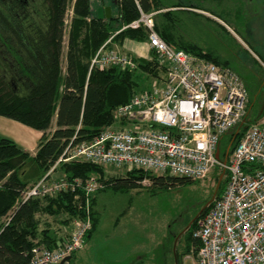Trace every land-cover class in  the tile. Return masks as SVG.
<instances>
[{"label":"trees","instance_id":"16d2710c","mask_svg":"<svg viewBox=\"0 0 264 264\" xmlns=\"http://www.w3.org/2000/svg\"><path fill=\"white\" fill-rule=\"evenodd\" d=\"M110 1L115 13L113 7L108 6L110 15L99 18L92 11L91 0H0V116L42 132L33 154L0 135V221L5 218L0 222V264H31L34 247L51 249L61 237L69 236L67 231L63 233V229L55 230L49 225L40 229L41 215L63 216L61 224L70 228L89 210L92 226L86 240L99 220L95 210L97 192L106 188L124 191L136 188L144 179L150 180L152 191L193 182L137 168L121 169L122 173L117 176L107 174L104 165L77 157L66 159L68 155L64 151L68 146L94 140L105 127L114 123L115 108L140 91V77L134 71L119 65L90 68L91 58L109 38L118 45L126 40L147 41L144 27L120 30L123 25L137 19L140 12H155L154 28L166 43L216 65L232 68L240 76L231 67L230 60L213 48L203 49L200 41L191 35L192 26L198 28L211 22L209 17L193 10L208 12L228 25V19L234 15L233 7H228L230 0ZM231 2L237 8L238 0ZM70 5L64 52L65 19ZM214 23L228 34L225 26ZM105 47L112 48L109 42ZM133 59L141 72L159 76L153 50H149L147 59L134 56ZM251 106L252 101L248 100L243 123L227 133L221 142L228 153L233 151L244 131L263 114L264 98L253 120L248 117ZM261 106L263 110L258 116ZM53 117L55 128L47 132ZM55 171L61 174L55 178L57 180L79 178L85 182L95 177L103 186L88 198L77 187L74 192L23 199L27 188L42 178L50 181ZM225 183L226 177L215 198L220 196ZM210 204L199 210L186 230L182 257L196 254L199 243L192 233Z\"/></svg>","mask_w":264,"mask_h":264},{"label":"built area","instance_id":"2783aa9c","mask_svg":"<svg viewBox=\"0 0 264 264\" xmlns=\"http://www.w3.org/2000/svg\"><path fill=\"white\" fill-rule=\"evenodd\" d=\"M154 14L140 12L121 30L145 28L159 76L149 88L118 105L113 125L94 140L68 146L66 159L77 157L192 181L215 170L221 172L226 177L223 191L212 200L192 233L199 243L195 264H264V112L228 153L221 143L224 136L247 116L248 92L243 79L232 68L166 43L154 28ZM109 40L95 52L90 68L119 65L134 71L137 63L133 56L107 49ZM102 186L95 177L85 182L79 178H42L26 189L23 199L74 192L77 187L88 198ZM91 224L87 210L83 219L74 221L69 236L61 237L54 248L34 247L31 264H57L71 256L83 245Z\"/></svg>","mask_w":264,"mask_h":264},{"label":"rangeland","instance_id":"374dc122","mask_svg":"<svg viewBox=\"0 0 264 264\" xmlns=\"http://www.w3.org/2000/svg\"><path fill=\"white\" fill-rule=\"evenodd\" d=\"M112 5L110 0H91L94 13L98 8H112ZM228 7H233L234 11V15L228 19L229 26L208 12L189 9L211 19V22L203 23L198 28L192 26L191 35L200 41L203 49L213 48L231 61V67L240 74L247 87L248 100L252 101L248 117L253 120L264 98V0H238L237 8L230 0ZM70 19L71 5L65 19L64 52ZM214 22L225 26L228 34L215 26ZM110 40L113 49L136 58H148L149 51L141 55L149 49L146 42L126 40L118 45ZM134 72L140 77L138 90L149 88L153 79L158 77L143 73L138 67ZM54 128L55 117L47 132ZM0 135L24 143L27 149L40 137L37 130L4 116H0ZM105 172L118 176L122 170L106 166ZM59 175L60 171L53 172L50 181L57 180L55 178ZM223 179L224 174L215 170L201 180L168 189L152 191L150 180H146L140 186L125 191L106 188L97 192L95 210L99 220L96 229L74 252L73 258L58 264H193L195 254L181 255L186 230L199 210L215 198ZM39 218L40 229L49 225L55 230L63 229V233H71L72 226L67 228L61 224L63 216L41 215ZM1 220L3 222L5 218Z\"/></svg>","mask_w":264,"mask_h":264},{"label":"water","instance_id":"95a60500","mask_svg":"<svg viewBox=\"0 0 264 264\" xmlns=\"http://www.w3.org/2000/svg\"><path fill=\"white\" fill-rule=\"evenodd\" d=\"M96 13H97V16L99 18L103 17V16H109L110 15V8L109 7H105V8H98L96 10ZM262 110H263V106H261L260 110H259V113H258V116L262 113ZM217 155V154H216ZM70 256L66 257L65 259L62 260L61 263H64L65 261H67L69 259Z\"/></svg>","mask_w":264,"mask_h":264},{"label":"crops","instance_id":"0c3cea01","mask_svg":"<svg viewBox=\"0 0 264 264\" xmlns=\"http://www.w3.org/2000/svg\"><path fill=\"white\" fill-rule=\"evenodd\" d=\"M126 42V41H125ZM128 42H129V40H128ZM127 42V43H128ZM146 49H148V47L146 48ZM148 51H149V49L147 50V51H145V53L143 54H141L142 56H144V55H146V53H148ZM37 134L38 135H40L41 134V131H37ZM4 136V135H3ZM41 136V135H40ZM5 137H8V138H10V139H12L11 137H9V136H5ZM39 139H40V137H39ZM39 139H37V141L35 142V144H33V146L32 145H30V147L27 149L26 147H25V144L24 143H18V142H16L19 146H21L24 150H27V151H29L30 153H34V151L36 150V143L39 141ZM13 140V139H12ZM193 264H195V260H194V262H193Z\"/></svg>","mask_w":264,"mask_h":264}]
</instances>
